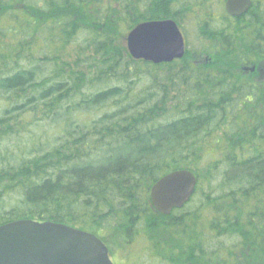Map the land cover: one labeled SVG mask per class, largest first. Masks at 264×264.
I'll return each mask as SVG.
<instances>
[{
  "label": "trees",
  "instance_id": "trees-1",
  "mask_svg": "<svg viewBox=\"0 0 264 264\" xmlns=\"http://www.w3.org/2000/svg\"><path fill=\"white\" fill-rule=\"evenodd\" d=\"M150 3L0 0V140L16 142L0 154V225L65 223L121 252L142 237L125 264H264V80L241 71L264 59V6L254 21L197 23V37L216 36L211 63L187 51L156 64L125 45L166 17ZM178 169L197 190L160 213L151 188Z\"/></svg>",
  "mask_w": 264,
  "mask_h": 264
},
{
  "label": "water",
  "instance_id": "water-1",
  "mask_svg": "<svg viewBox=\"0 0 264 264\" xmlns=\"http://www.w3.org/2000/svg\"><path fill=\"white\" fill-rule=\"evenodd\" d=\"M252 0H227L232 15L249 10ZM135 59L172 62L185 54V39L172 20H152L135 26L126 38ZM198 177L188 169L162 176L151 188L154 207L164 214L188 203ZM0 264H115L106 243L95 233L65 223L22 219L0 225Z\"/></svg>",
  "mask_w": 264,
  "mask_h": 264
},
{
  "label": "rangeland",
  "instance_id": "rangeland-1",
  "mask_svg": "<svg viewBox=\"0 0 264 264\" xmlns=\"http://www.w3.org/2000/svg\"><path fill=\"white\" fill-rule=\"evenodd\" d=\"M208 1H214V0H208ZM188 2L190 3V5H187V6L192 7V5H195L196 2H207V1L206 0H192L190 2L188 0ZM205 9L207 11V7ZM215 9H216V11H214V12H216L215 14L218 15L219 10H220V6H219V8L216 6ZM143 10H144V7L141 5L140 11L142 12ZM188 10H190V9H188ZM203 12H204V10H203ZM255 12L256 11H254V13ZM32 13H33L32 15L34 17L33 19H37L39 21H45L46 20V18L44 16L40 15L37 12V10L36 11L33 10ZM188 14H189V12H185L183 19L181 18L182 20L180 21V23H182L184 25L183 29L186 31V39L188 41L187 46L189 48H187V51L189 52V57L187 59L193 60L197 64H209L213 61L214 57L211 58V56H213L214 54L208 48H209L211 38L215 41L216 36L215 35H211V36L209 35L210 36L209 39L208 38L203 39V37H201V36L197 37V35L199 34V30L197 27L198 22L197 21L195 22V20L188 18ZM200 22H202V20H200ZM6 23H7L6 20L2 21V23H0V27L6 26ZM202 40H204V45L202 43ZM236 43L237 42H235L234 45ZM125 45H127V40L125 41ZM197 50H201L202 56L197 57L196 55H194L195 54L194 52ZM224 63H221V64H224ZM252 67H256L255 72L252 71ZM241 71L247 79L263 81L264 80V59L262 61L261 60L260 61L255 60V62H252V63H250L249 66H247V69H244V70L242 69ZM4 102H6L5 98H3V99L0 98V107L2 104H4ZM14 141H15L14 139L10 140L8 142L0 140V154L7 152L6 151L7 146H8V148H11V150H16V142H14ZM113 238H114L113 236L110 237V239H112V241L110 242V245L108 247L110 249L111 258L115 264H125V261L127 260L124 257L125 252H128L127 253L128 255L134 256L136 258L143 254V246L145 244V241L142 237H140L137 240L135 239V241L132 244H129V247L126 248L122 252L120 251V249L114 247ZM115 243H117L116 239H115ZM147 256H148V254L146 253L142 259L150 261V257L148 258Z\"/></svg>",
  "mask_w": 264,
  "mask_h": 264
},
{
  "label": "flooded vegetation",
  "instance_id": "flooded-vegetation-1",
  "mask_svg": "<svg viewBox=\"0 0 264 264\" xmlns=\"http://www.w3.org/2000/svg\"><path fill=\"white\" fill-rule=\"evenodd\" d=\"M207 2H196L195 5H192V7L186 6V8L183 5H174L172 0H151L150 3V10L152 12L149 11V6L147 7V10L152 13V15H159V16H166L164 19H155V20H167V19H172L174 20L178 26L180 27L184 39H185V47L187 48V39H186V31L183 29L184 25L182 24V26H180L179 23V19H183V16L185 14V12H189L188 14V18H191L193 20H195V22L197 21L198 23L200 22V20L205 21L207 19V14L210 13V18L209 19H219L218 15H216L214 11H216L215 7L217 6L219 8V6L221 7V10H219V12L221 13L222 11H224V14H227L230 17H234L233 15L229 14L226 10V3L227 0H214V1H208ZM216 4V5H215ZM264 6V0H252L251 6L249 7V10L239 16H236L234 18H242V16H246L248 15L250 21H254L256 17H259L260 15L263 14L262 10L261 12L257 11L256 9L258 6ZM207 7V11L206 8ZM30 7L27 6H22V10L23 12H26L27 14H29L30 18H34L32 14H30L29 11ZM190 9V10H188ZM225 9V10H224ZM204 10V12H203ZM254 11H256L254 13ZM8 13V12H7ZM199 13V14H198ZM253 14V15H252ZM27 16V15H26ZM244 16V17H245ZM230 17H228L230 19ZM243 20V19H242ZM248 20V19H246ZM252 71L255 72L256 71V67H252Z\"/></svg>",
  "mask_w": 264,
  "mask_h": 264
}]
</instances>
